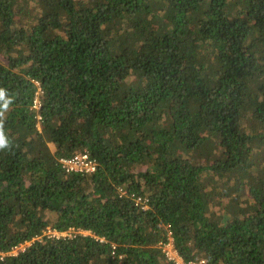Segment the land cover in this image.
Here are the masks:
<instances>
[{
	"label": "trees",
	"instance_id": "trees-1",
	"mask_svg": "<svg viewBox=\"0 0 264 264\" xmlns=\"http://www.w3.org/2000/svg\"><path fill=\"white\" fill-rule=\"evenodd\" d=\"M0 92V264H264V0H0Z\"/></svg>",
	"mask_w": 264,
	"mask_h": 264
},
{
	"label": "built area",
	"instance_id": "built-area-1",
	"mask_svg": "<svg viewBox=\"0 0 264 264\" xmlns=\"http://www.w3.org/2000/svg\"><path fill=\"white\" fill-rule=\"evenodd\" d=\"M40 107H41L40 101L39 99H36L34 102L33 109L39 110ZM38 119L40 120L41 117L38 116ZM38 128L40 129L39 124H38ZM60 163L62 164L63 169H65L67 173L77 172V173H83V174H93L97 168L96 163L92 161L86 153L76 155L71 159H62L60 160ZM121 191L123 194L126 193V191H124L123 189H121ZM137 203L146 205L147 199L138 198ZM77 234H82V235L85 234V236H87V235H90V232L81 231V230L75 231L74 229L70 230L69 235H68V232L59 233L57 231H51V230L47 232V235L51 237H56V238L74 237ZM29 245H30L29 243L25 245H21L19 247L14 248L11 252L7 254H1L0 259L3 260L8 255L15 257L18 255L19 252L26 250V247ZM161 247L167 259L169 261L174 262L175 264H207V262L204 259L191 260V261L185 262L181 258V256L178 254V252L175 250L173 243H172V239H170V242L166 244H162Z\"/></svg>",
	"mask_w": 264,
	"mask_h": 264
},
{
	"label": "clouds",
	"instance_id": "clouds-1",
	"mask_svg": "<svg viewBox=\"0 0 264 264\" xmlns=\"http://www.w3.org/2000/svg\"><path fill=\"white\" fill-rule=\"evenodd\" d=\"M3 93L0 92V98H2ZM6 147V140L2 133H0V148Z\"/></svg>",
	"mask_w": 264,
	"mask_h": 264
},
{
	"label": "rangeland",
	"instance_id": "rangeland-1",
	"mask_svg": "<svg viewBox=\"0 0 264 264\" xmlns=\"http://www.w3.org/2000/svg\"><path fill=\"white\" fill-rule=\"evenodd\" d=\"M51 146V148H53V145H50ZM68 235H69V233H68ZM85 235V234H84ZM24 247H26V246H24Z\"/></svg>",
	"mask_w": 264,
	"mask_h": 264
}]
</instances>
